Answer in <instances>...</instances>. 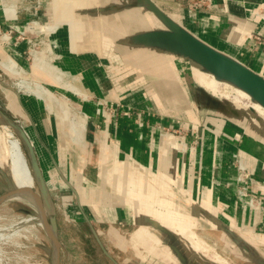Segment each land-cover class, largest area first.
<instances>
[{
	"label": "crops",
	"instance_id": "1",
	"mask_svg": "<svg viewBox=\"0 0 264 264\" xmlns=\"http://www.w3.org/2000/svg\"><path fill=\"white\" fill-rule=\"evenodd\" d=\"M41 1V24L28 37H45L56 70L29 64L25 43L0 50V59L50 95L44 102L27 90L26 100L18 96L21 113L9 103L7 109L30 126L26 156L43 189L52 187L47 176H57L66 222L87 229L113 264H264V212L226 187L238 158L264 204V114L256 108L264 110L256 101L253 110L244 108L203 84L196 69L208 71L173 39H195L264 78V0H210L211 11L170 15L179 27L138 0ZM16 5L8 12L0 0L5 30L9 21L34 18L15 15ZM61 98L74 107L71 124ZM100 98L135 113L111 119L92 103ZM136 113L147 123L159 115V124L186 134L162 136L137 124ZM69 125L78 126L79 132L71 128L76 143ZM192 243L203 247L200 253Z\"/></svg>",
	"mask_w": 264,
	"mask_h": 264
},
{
	"label": "rangeland",
	"instance_id": "2",
	"mask_svg": "<svg viewBox=\"0 0 264 264\" xmlns=\"http://www.w3.org/2000/svg\"><path fill=\"white\" fill-rule=\"evenodd\" d=\"M153 3L169 17L170 15L174 17L175 15H178V17L180 18L179 10L188 9L186 2H182L180 7L173 0H153ZM12 4L16 5V2H14L13 0ZM12 4L11 1L9 2L6 1V3L3 5L7 8L8 11L9 7L12 6ZM145 4L147 5L146 0H145ZM143 6L145 5L143 4ZM14 13L16 12L14 11ZM13 15L14 14L11 13V16ZM8 16L10 17V13H8ZM34 19L36 20L37 17H34L33 20ZM25 31L28 36L27 30ZM39 37L40 39L38 41L45 39L44 36H39ZM48 45H49L48 43L47 45L43 44L42 46H38L39 49L32 50L31 59H29V64H35L37 68H39L38 70L45 71L44 69L46 67L45 65H47L48 63H51L54 71L56 70L55 66L52 64L53 59L52 57H50L48 53L49 51V49H47ZM5 48L6 47L3 44L2 46L0 45V50H4ZM37 51L41 52L39 53L40 55L35 54V52ZM28 56L29 55H27V57ZM200 71H201L200 69H196V74L199 80H201L203 84L207 85L212 90L218 92L224 98L229 99L233 102H237L242 107L248 108L250 110L256 108L254 106L255 104L253 105V103H255L256 100H254L252 96L248 95L247 91L246 93L245 90L244 91L243 89L241 90V88L235 86L230 82L216 78L212 74H209L208 72L203 73L202 71L201 72ZM16 76L17 75L11 74L9 71H7L2 66H0V108H2V110H4L2 112L5 113L3 114L2 112H0V132H3L4 127H8V129H10V131H12L14 135L21 140L23 150L26 154L24 138L22 135L23 134L25 135L24 130L26 128H29L30 126L28 125V122L25 119L19 117L16 119L13 118V115L10 111H8L7 106L9 103L10 108L15 113H21V110H19L20 103L18 96H23V99L26 100L27 96L29 95L26 94V91L28 89L25 88V86L29 85L28 83H31V81H35V80H30V78L26 76H24L25 78H17ZM53 79L56 81V83L59 82L57 78H53ZM21 80L26 82L21 83ZM62 80H64V76ZM67 88L74 93L73 91L74 88L71 87H67ZM74 95L76 99L81 100L83 102H85V100H88L89 98V96L86 95L85 93L82 94L76 93ZM67 97L69 98V96ZM71 100L73 102L72 98ZM60 102H62L65 105V109H66L65 114L68 119L67 122H70L71 119L70 115H73L74 112L72 109H74V107H72L69 104L70 102L66 99L61 98ZM86 102H91V101H86ZM261 108H263L262 110H264L263 105ZM256 109L258 110L256 111L258 114L261 115L264 114L258 108ZM156 116H158V118H161V116L159 115ZM71 128H76V126L73 127H71L70 125L68 126L69 133L72 139L74 140V142L76 143L75 137L72 134H77V133L72 132ZM179 129L183 135L186 134V131L183 132L184 131L183 128H179ZM25 132L27 133V131ZM170 135L180 136V134L179 135L175 133L172 134V132L170 133ZM35 144L37 147L42 149L43 145L41 143H35ZM47 178L48 181L51 183L52 187L51 188L47 187V189H43L42 183L36 178V191L40 194V197L44 201L48 220L50 221L51 218L56 217L59 222V225L61 226V227L58 226V240L61 244L60 246L61 264H113L111 260L108 259L106 254H104L105 249L103 251L101 245L97 243L94 238L90 237L91 235L89 234V231L87 229L78 228L77 230L71 223L66 222L67 220L66 216L69 214V212L65 213L66 208L64 206V201L67 200V198L63 199L61 194V189L57 188V185H55L56 181H58L57 176L52 175V176H47ZM13 189L14 187L12 182L10 181L9 173L7 172L6 169L0 168V198L7 195ZM26 207L27 206H25L24 204L18 202L0 203V227L4 228L10 226H14V227L17 226V228H15V233H14L17 236L13 234L10 236V238L12 239H10L9 237L0 238V243H1L0 254H2L0 255V264H55L57 249L54 246L51 237L55 239L56 235L50 234L51 236L50 237L49 234L46 232V230L38 226L37 224H32L33 226L30 224L28 226L23 227L21 223L23 218L29 217L32 214V210L29 207L27 208ZM22 230H24V232H22ZM8 234L9 232H6V235ZM63 242H65L66 247L63 245ZM193 245H194L193 248L198 253H200L201 250L203 249L202 246L195 244ZM207 256L208 258H213L215 255L210 253ZM211 263L219 264L217 259H214V261H211ZM131 264H137V262H133Z\"/></svg>",
	"mask_w": 264,
	"mask_h": 264
},
{
	"label": "built area",
	"instance_id": "3",
	"mask_svg": "<svg viewBox=\"0 0 264 264\" xmlns=\"http://www.w3.org/2000/svg\"><path fill=\"white\" fill-rule=\"evenodd\" d=\"M6 1L9 2L11 0H2L3 4H5ZM151 1L153 2V0ZM173 1L176 4H178L179 7L181 6L182 2H186L187 8L190 11L196 13L205 10H211L210 0H173ZM14 2H16L17 4L15 15L24 13L26 16L30 15L37 17L43 7V3L41 0H14ZM40 24L41 23L39 19L28 21L25 23V25H21L17 22L11 23L9 21L8 28L6 30L0 26V39L5 36H8L7 39H5L4 41L2 40L3 45L5 47L7 46L17 47L21 43H25L28 48L26 52V56L29 55L27 58L31 59L32 50L39 49L38 46H42L44 42L43 40L45 39L38 41L40 37L30 38L27 36L25 30L26 27L32 29L37 28L38 26H40ZM19 27H23L24 30L20 29ZM2 42L0 41V44ZM88 100H90V97L88 98ZM92 101H93L92 103L97 107L98 113H103L104 115H107L114 120H118L121 117L132 118L133 114L135 113L133 110L125 108L120 102H111L104 98H100ZM136 116L137 117L135 119V122L137 124L145 125L147 123L146 115H144L143 113H136ZM149 117L151 119L150 121L148 120L147 125H149V128L151 130L159 131L162 134V136L169 135L172 132V134L174 133L178 135L180 134V136L183 137V134L180 132V129L171 130L159 124L157 120L158 117L155 114H151L149 115ZM184 147L185 146L183 145V149ZM235 169H236V176L233 182L226 184V187L228 188L233 187L235 189L237 200L244 206L252 210H257L261 213L264 212V204L262 203L260 198L251 190V184L253 179L247 166L240 159L236 158Z\"/></svg>",
	"mask_w": 264,
	"mask_h": 264
},
{
	"label": "bare ground",
	"instance_id": "4",
	"mask_svg": "<svg viewBox=\"0 0 264 264\" xmlns=\"http://www.w3.org/2000/svg\"><path fill=\"white\" fill-rule=\"evenodd\" d=\"M11 23H14V21ZM19 28L24 30L23 27H19ZM27 29H32V28L26 27V30ZM7 37L8 36H5L4 38L7 39ZM47 43H48V41L43 42V44H46V45H47ZM0 45L2 46V43ZM47 49H49L48 53H49L50 57H52V48L50 47V45L47 46ZM39 53H41V52H38V51L35 52L36 55H40ZM0 66H2L4 69L9 71L11 74L18 76L19 71L17 72L15 67L9 61L0 59ZM25 82L26 81L21 80V83H25ZM28 84L29 85L25 86V88L28 89V92L31 95L37 97L39 100H42L44 102L48 101V99L50 98V95L47 93L45 87H43L39 82H36V81H32V83H28ZM241 90H242V88H241ZM247 94L250 95L249 93H247ZM257 103H259V102H257ZM70 116H71V119H70V124H71L73 116L72 115H70ZM77 128H78V126H76V128H73V130L79 132V130ZM167 137H169V136L167 135ZM0 168L7 170V172L9 173L10 181L12 182L13 187H14V189L11 190L7 195L0 198V203H2V202L3 203L4 202H18V203L24 204L25 206L29 207L32 210V214L29 217L23 218V220L21 221L23 227L28 226L30 224L31 225L37 224L38 226L45 229L49 235L55 234L53 225L47 221V215H46L47 211L45 209L44 201L40 197V194L36 191V177L32 171V168L30 167L28 158H27V156L23 150L21 140L19 138H17L14 135V133L12 131H10V129H8V127H4L3 132H0ZM15 225H17V224H15ZM23 227H22V229H23ZM15 228H17V226L16 227L10 226V227H4V228L0 227V238H3V237H9L10 238V236L15 233ZM24 230H22V232H24ZM6 232H9V234L6 235ZM30 232H32V231H30ZM22 235H24V234H22ZM15 236H17V235H15ZM15 236H13V237H15ZM18 236H19V234H18ZM10 239H12V238H10ZM10 239H9V241H10ZM14 240H15V238H14ZM0 255H2V254H0Z\"/></svg>",
	"mask_w": 264,
	"mask_h": 264
},
{
	"label": "water",
	"instance_id": "5",
	"mask_svg": "<svg viewBox=\"0 0 264 264\" xmlns=\"http://www.w3.org/2000/svg\"><path fill=\"white\" fill-rule=\"evenodd\" d=\"M140 4H144L146 8L154 12L163 22L168 25L179 27V24L171 19L167 14H165L161 9H159L151 0H138ZM175 40L180 41L186 52L198 63H200L209 73L213 74L216 78L222 79L223 81L230 82L235 86L242 88L247 91L254 100L258 101L264 106V78L254 73L247 67L223 57L213 50L202 46L195 39H191L189 42L183 35L178 34L174 36ZM23 134V133H22ZM24 140H26L25 135H22ZM33 173L37 180H39V175L37 174V169L32 168ZM35 192V191H34ZM54 227V233L56 238L51 237L54 246L57 249L55 264H61V254H60V242L58 240V222L57 218L53 217L50 221ZM57 244V245H56Z\"/></svg>",
	"mask_w": 264,
	"mask_h": 264
}]
</instances>
